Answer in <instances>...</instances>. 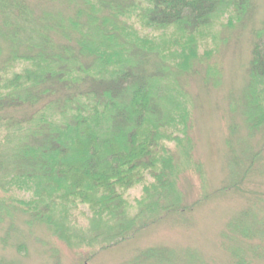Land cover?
Returning <instances> with one entry per match:
<instances>
[{
	"label": "trees",
	"instance_id": "trees-1",
	"mask_svg": "<svg viewBox=\"0 0 264 264\" xmlns=\"http://www.w3.org/2000/svg\"><path fill=\"white\" fill-rule=\"evenodd\" d=\"M254 1L228 0V10L241 23ZM68 2L77 5L72 6L76 12L70 21L85 25L86 36L56 30L51 25L53 12L46 8L36 18L42 25L37 30L26 5L0 0L4 24L8 25L12 14L19 16L25 29L33 28L29 37L40 38L37 56L22 57L34 61L33 69L3 84L0 78V112L34 110L22 121L0 118V128H4L0 133V216L21 213L27 224L44 226L66 248L85 249L83 260L87 262L98 251L130 240L168 215L177 219L212 196L204 194L191 207L181 206L178 177L187 170L198 174L201 168L191 161L189 105L178 101L182 89L167 79L196 75L197 66L209 63L213 50L207 41L214 38L216 12L224 0ZM262 33L264 29L255 33L248 63L253 101L248 102L245 129L250 137L260 134L263 144L244 158L249 168L240 169L239 178L217 193L239 190L264 149ZM150 57L157 59L156 74H164L159 81L151 77L149 82L144 75ZM133 67H139L137 75ZM208 67L215 68L210 63ZM159 90L162 103L154 101L159 99ZM60 92L55 101L35 108ZM138 187L140 211L126 217L125 209L133 202L128 194ZM16 192L28 193L30 198H13ZM80 206L91 215L90 228L82 233L72 223L75 213L85 214ZM247 214L237 217L239 222L232 225L233 242L226 245L234 264H248L237 237L258 239L264 253V227L251 233ZM252 252L264 260V254L256 249Z\"/></svg>",
	"mask_w": 264,
	"mask_h": 264
},
{
	"label": "rangeland",
	"instance_id": "rangeland-1",
	"mask_svg": "<svg viewBox=\"0 0 264 264\" xmlns=\"http://www.w3.org/2000/svg\"><path fill=\"white\" fill-rule=\"evenodd\" d=\"M17 1L29 8L32 16L30 19L37 30L42 25L36 23V18L41 16V9L46 8L53 12L51 25L56 30L84 35L87 32L81 22L70 21L76 12L73 7L77 8V5L70 4L69 0ZM136 1L140 3L144 0ZM227 1L224 0L216 12L212 32L214 38L207 41L208 49L213 50L209 63L215 68L208 67L209 63L206 62L203 67L197 66L199 72L196 75L181 80L167 79L172 81V86L174 83V87H181L185 98L181 94L178 101L189 105V135L193 144L191 161L194 166L201 168L198 174L187 170L178 177L176 189L181 206L191 207L204 194L212 196L177 219H174V215H168L157 224L135 234L130 240L111 249L98 251L87 262L83 260L85 249L74 251L66 248L44 226L27 224L28 219L21 213L0 216V264H234L226 245L233 242L230 240L234 237L231 233L234 231L232 225L239 222L237 217L248 213L246 225L249 224L251 233H258L264 227V149L259 161L251 164V170L243 183L239 184V190L223 193L216 191L238 179L236 175L240 169L249 168L250 163L244 162V158L257 152L263 144L260 134L250 137L245 129V120L248 102L253 101L252 85L247 73L248 63L255 33L264 29V0L254 1L252 10L241 23L237 22L234 12L228 10ZM14 17L12 14L8 25L0 18L1 84L14 78L15 74L33 69L31 66L34 61L22 57L37 56L36 47L40 38L37 40L33 36L31 39L28 32L33 28L25 29L23 25L26 23H23L22 18ZM16 26H23V29L17 31ZM56 41L59 43L58 39ZM199 53L202 54V51ZM156 63L157 59L150 57L145 63L146 68H143L149 82L151 77L158 81L164 78V74H156L159 69ZM164 65L168 66L166 63ZM138 70L139 67H133V75H137ZM160 83L162 87L163 82ZM162 93L159 90V99L154 98V101L162 103ZM60 95L61 92L52 95L35 108H41L46 101H55ZM260 99L264 103V97ZM33 111L26 107L0 112V118L12 117L22 121L32 115ZM1 132H4V128H0ZM128 195L133 202L126 207L124 216L130 218L140 211L136 201L141 198V188L131 190ZM14 197L27 199L30 194L16 192ZM80 210L85 214L75 213L77 218L72 223L75 224L74 230L82 233L89 230L88 219L91 215L83 206H80ZM235 240L241 245V254L248 264H264V260L252 252L256 249L259 255L264 254L262 247L258 248L261 245L258 239L237 237Z\"/></svg>",
	"mask_w": 264,
	"mask_h": 264
}]
</instances>
